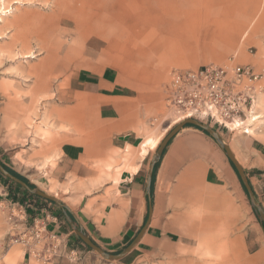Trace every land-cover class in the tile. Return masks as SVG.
<instances>
[{
  "label": "rangeland",
  "instance_id": "1",
  "mask_svg": "<svg viewBox=\"0 0 264 264\" xmlns=\"http://www.w3.org/2000/svg\"><path fill=\"white\" fill-rule=\"evenodd\" d=\"M148 1L0 0V162L65 204L70 198L104 189L108 176L105 174L108 166L96 162L90 165L92 168L88 167L93 173L86 177L68 176L66 184L60 185L58 177L52 178L50 174L47 183L36 184L42 173L56 166L63 142L104 133L105 124L96 120L94 103L88 97H74L77 90L74 77L81 68L118 67L135 131L149 138H160V142L173 127L188 119L176 121L177 116L167 106V85L172 71L211 63H249L258 70L264 68V45L260 49L256 40L239 36L227 43L211 41L204 27L183 21L165 31L150 62L132 59L111 47L110 41L119 39L121 31L134 34L142 28L147 33L153 27L151 20L143 19L147 8L151 10ZM91 41L101 44L94 48L89 45ZM260 87L253 113L260 117L255 120L248 117L243 126L227 129L206 119L189 118L211 126L232 151L234 148L245 159L251 156L253 160L256 158L253 148L258 141L264 142V78ZM80 101L84 108L81 117H88L92 124L83 123L81 129L74 130L70 123L58 118L57 112ZM170 124L169 131L161 136ZM246 128L251 131L245 132ZM56 137L58 147L49 153L41 151L44 144L50 145ZM97 141L100 142L99 136ZM147 149H152L150 144ZM216 168L227 187L232 188L235 181L228 167L222 162ZM243 168L247 175L254 170L249 163ZM4 182L2 177L0 264H264V228L242 181L238 195L227 191L224 199L219 198L224 202L219 211L210 212L191 202L177 205L178 220L162 222L166 235L159 245L142 246L119 261L104 259L83 241L74 246L63 240L57 253H47V258L30 256L23 244L13 241L31 224L30 220L13 224L3 205L10 200L30 203L39 199L56 209L60 206L17 186L15 181ZM52 182H56L57 192L49 188ZM18 192L25 193V197ZM234 216L238 220L233 222ZM215 220L218 222L208 223ZM46 247L40 244L37 248ZM125 247L114 251L103 249L117 253Z\"/></svg>",
  "mask_w": 264,
  "mask_h": 264
},
{
  "label": "crops",
  "instance_id": "2",
  "mask_svg": "<svg viewBox=\"0 0 264 264\" xmlns=\"http://www.w3.org/2000/svg\"><path fill=\"white\" fill-rule=\"evenodd\" d=\"M148 6L151 10L147 8L143 19L151 20L153 27L147 33L142 28L134 34L121 31L119 39L110 41L111 47L132 59L150 62L158 51L162 35L177 21L204 27L211 41L227 43L243 36L256 40L260 49L263 48L264 0H149ZM244 23H247L245 27L242 26ZM94 42L89 45L98 48L101 44ZM64 57L66 60L65 54ZM74 82L77 87L74 97H88L94 103L96 120L105 124L104 133L63 142L59 146L56 166L42 173L36 184L47 183L50 174L52 178L58 177L60 185L66 184L68 176L86 177L93 173L88 167L96 162L108 166L105 171L108 176L104 189L70 198L66 204L68 211L51 207L50 203L45 205L39 199L30 203L24 201L31 223L43 219L49 231L57 232L71 245L79 246L81 241L69 219L71 217L74 225L82 227L95 243L109 251L127 246L144 229L133 250L142 246L156 247L166 235L162 222L178 220L175 217L179 213L177 205L191 202L215 212L224 203L219 198L224 199L229 192L240 193V178L215 139L196 126H185L169 142L159 161L150 210L148 176L155 150L147 147L153 137L142 136L134 129V116L124 100L126 89L121 83V70L114 65L84 67L78 71ZM83 109L80 101L73 107L59 109L57 115L62 122L70 123L74 130H78L83 123L92 124L88 117H81ZM171 124L161 136L169 131ZM51 141L50 145L44 144L41 151L49 153L58 147L59 137ZM253 149L256 154L253 160L251 156L245 159L234 148L233 151L243 166L247 163L253 165L254 170L248 178L256 200L264 208V142L258 141ZM218 158L233 176L232 188L227 187L216 168ZM49 188L57 192L56 182L50 183ZM22 196L24 198L25 193ZM236 218L234 216L231 220L237 221Z\"/></svg>",
  "mask_w": 264,
  "mask_h": 264
},
{
  "label": "built area",
  "instance_id": "3",
  "mask_svg": "<svg viewBox=\"0 0 264 264\" xmlns=\"http://www.w3.org/2000/svg\"><path fill=\"white\" fill-rule=\"evenodd\" d=\"M263 78L264 68L257 70L249 63H211L197 69L174 70L167 85V106L177 116L176 121L194 117L227 129L236 121L234 126L240 127L254 113ZM244 131L248 133V128ZM3 206L13 224L27 221L25 202L10 200ZM63 240L67 238L49 231L43 219L26 225L13 239L23 244L30 256L43 258L47 253H57ZM40 244L47 247L38 249Z\"/></svg>",
  "mask_w": 264,
  "mask_h": 264
},
{
  "label": "water",
  "instance_id": "4",
  "mask_svg": "<svg viewBox=\"0 0 264 264\" xmlns=\"http://www.w3.org/2000/svg\"><path fill=\"white\" fill-rule=\"evenodd\" d=\"M193 125L196 126L205 132L209 133L215 141L218 143L220 148L224 151V153L227 155L235 169L237 170V173L249 195L251 204L253 209L255 210L263 228H264V208L261 206V204L258 203L256 200V196L254 193V190L252 188V185L250 183V180L248 178V175L243 168V166L240 164L238 159L236 158L235 154L232 152L230 146L224 142L220 134L213 129L211 126L202 123L201 121L194 119V118H188L184 120L183 122L177 124L175 127H173L167 135L162 139L160 142L159 146L157 147L154 158L152 159L151 166H150V171H149V176H148V193H149V201H150V210H152V197H151V192H152V181H153V175H154V169L156 164L160 161V159L163 156V153L169 144V142L172 140V138L186 125ZM0 172L7 178L17 182L18 184L22 185L25 187L28 191L31 193H34L37 196H40L42 198H45L47 200L53 201L57 203L60 207L66 209L68 211V206L59 198H57L54 195H50L41 189L38 188H33L31 187L27 182L22 180L21 178L17 177L14 175L7 167H5L1 162H0ZM70 221L72 222L74 229L77 233V235L81 238V240L88 245L90 248L94 249L97 251L104 259H107L109 261H119L123 259L127 254H129L139 243L141 239V235L143 230L120 252H109L104 250L102 247H100L97 243L93 241L92 238L88 236V234L84 231L82 227H77L74 225L73 220L71 217H69Z\"/></svg>",
  "mask_w": 264,
  "mask_h": 264
},
{
  "label": "trees",
  "instance_id": "5",
  "mask_svg": "<svg viewBox=\"0 0 264 264\" xmlns=\"http://www.w3.org/2000/svg\"><path fill=\"white\" fill-rule=\"evenodd\" d=\"M186 126H193V125H186ZM202 130V129H201ZM204 131V130H203ZM205 132V131H204ZM207 133V132H206ZM207 134H209V133H207ZM210 135V134H209ZM232 164V163H231ZM4 165V164H3ZM158 165H159V162L156 164V166H155V169H154V175H153V181H152V192H151V194L153 195V188H154V181H155V175H156V171H157V168H158ZM233 165V164H232ZM5 167H7L14 175H16L17 177H19V178H21L22 180H24L25 182H27L31 187H33V188H35L36 186L33 184V183H31L28 179H26L23 175H21V174H19L17 171H15L14 169H12V168H10V167H8V166H6V165H4ZM234 167V166H233ZM235 168V167H234ZM2 177L3 178H5V182H4V184L5 183H7V182H11V183H14V181H12L11 179H9V178H7V177H5L1 172H0V179H2ZM17 186H20V185H18L17 184ZM25 192H28L27 190L25 191ZM78 237V240H80V241H82L81 240V238L79 237V236H77Z\"/></svg>",
  "mask_w": 264,
  "mask_h": 264
},
{
  "label": "bare ground",
  "instance_id": "6",
  "mask_svg": "<svg viewBox=\"0 0 264 264\" xmlns=\"http://www.w3.org/2000/svg\"><path fill=\"white\" fill-rule=\"evenodd\" d=\"M259 20V19H258ZM260 21V20H259ZM263 21V20H262ZM187 23V22H186ZM75 37H76V35H75ZM81 38V37H80ZM83 43V42H82ZM249 118H251V120H255L256 119V116L255 115H253L252 114V116L251 117H249ZM237 124H238V122H234V125L235 126H237ZM248 132H249V129H248ZM159 143H160V138H158V139H151V140H149V144L151 145V148L152 149H156L157 147H158V145H159ZM232 150V149H231ZM233 152V151H232ZM238 157V156H237ZM236 157V158H237ZM239 158V157H238ZM239 161V160H238ZM215 162H218V164L220 165V164H222V161H221V159L220 158H218ZM241 164V163H240ZM222 172V171H221ZM230 185V184H229ZM234 208V207H233ZM237 219V218H236ZM212 222V221H211ZM217 223V222H216ZM234 239V238H233ZM234 242H236V241H234ZM246 255V254H245ZM247 262V261H246ZM251 263V262H250Z\"/></svg>",
  "mask_w": 264,
  "mask_h": 264
}]
</instances>
